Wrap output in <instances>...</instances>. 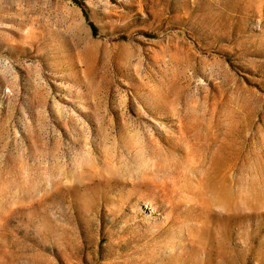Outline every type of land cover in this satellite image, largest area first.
<instances>
[{"label":"rangeland","instance_id":"obj_1","mask_svg":"<svg viewBox=\"0 0 264 264\" xmlns=\"http://www.w3.org/2000/svg\"><path fill=\"white\" fill-rule=\"evenodd\" d=\"M0 264H264V0H0Z\"/></svg>","mask_w":264,"mask_h":264},{"label":"trees","instance_id":"obj_2","mask_svg":"<svg viewBox=\"0 0 264 264\" xmlns=\"http://www.w3.org/2000/svg\"><path fill=\"white\" fill-rule=\"evenodd\" d=\"M92 27H93V30H94V32L96 31V27H95V25L92 23Z\"/></svg>","mask_w":264,"mask_h":264}]
</instances>
